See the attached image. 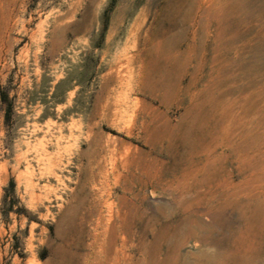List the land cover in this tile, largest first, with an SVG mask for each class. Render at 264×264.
Wrapping results in <instances>:
<instances>
[{
	"label": "rangeland",
	"instance_id": "1",
	"mask_svg": "<svg viewBox=\"0 0 264 264\" xmlns=\"http://www.w3.org/2000/svg\"><path fill=\"white\" fill-rule=\"evenodd\" d=\"M263 164L264 0H0V264H105L115 247L133 255L119 264H167V233L190 218L213 237L223 198L184 205L176 177L225 175L250 200Z\"/></svg>",
	"mask_w": 264,
	"mask_h": 264
},
{
	"label": "bare ground",
	"instance_id": "2",
	"mask_svg": "<svg viewBox=\"0 0 264 264\" xmlns=\"http://www.w3.org/2000/svg\"><path fill=\"white\" fill-rule=\"evenodd\" d=\"M178 80L176 83H178ZM158 87L166 92H170L171 89V86L167 84L166 80H161ZM256 143L255 141H250L251 145ZM236 151L237 150L231 153L235 157L238 155V151ZM243 155H246V152H244ZM244 158L247 157L245 156ZM182 175V178L176 177L174 184L176 188L180 190V196L178 195L179 201L182 204L184 203V205L190 206L194 203L193 201L200 204L199 201L202 202L203 199L201 196L206 194L210 195L209 199H214V189L220 188L222 190V200L219 199L213 208L205 209V212L210 213L213 225L218 229H216V235L213 237L209 234L197 235L196 233L194 234L192 228L195 222L194 220L191 221L190 218L181 220L170 232H166L168 237L165 238V245L171 250L168 256L165 257L167 264H188L185 255L181 253V248L191 239H194L195 242H202L207 245V248L202 250L199 256L188 254V256L195 259L196 264H254V258H256L255 261H257V263L264 264V237H262L264 236V197L260 198L261 192L256 198L249 200V197L252 196L253 193L245 189L242 183L234 184L227 181L224 178L225 175L221 180L216 182L214 186L211 185V183L207 184L204 178L200 180L195 179L197 181H194L195 183L189 182L191 176L186 174ZM193 178L194 176L192 175L191 179ZM205 186H207V193L204 192L200 195L199 189ZM187 193H195L196 199H184ZM238 194L243 195L248 200L242 201L239 198L234 201L228 200L229 197L237 196ZM229 207L236 212L235 218L233 219L228 212ZM199 208L200 206L193 212L196 218H200L205 214V212L199 210ZM94 215H97V218L94 225L90 228L89 225L93 221L92 216ZM199 223L200 226L203 225L202 222ZM100 225L103 227V215L100 209V203L96 200V203L90 205V207H88V212L80 218L78 231L89 240L88 243H84L85 239H83V245L91 249V247L97 244L99 236L103 235V232L100 233L97 230ZM96 257L97 255L91 256L89 253H84L83 262L84 264H96L98 262ZM132 259L133 255L124 253L121 248L115 247L113 253L103 257V262H105V264H119L122 260L131 262Z\"/></svg>",
	"mask_w": 264,
	"mask_h": 264
},
{
	"label": "trees",
	"instance_id": "3",
	"mask_svg": "<svg viewBox=\"0 0 264 264\" xmlns=\"http://www.w3.org/2000/svg\"><path fill=\"white\" fill-rule=\"evenodd\" d=\"M2 98H3V100H4V95H2Z\"/></svg>",
	"mask_w": 264,
	"mask_h": 264
}]
</instances>
